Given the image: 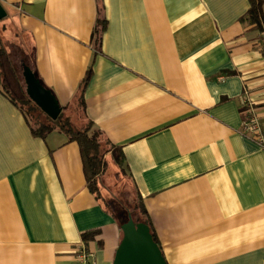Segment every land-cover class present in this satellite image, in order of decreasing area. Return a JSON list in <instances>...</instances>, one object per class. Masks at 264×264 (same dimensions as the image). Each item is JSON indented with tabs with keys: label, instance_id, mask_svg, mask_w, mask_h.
Returning a JSON list of instances; mask_svg holds the SVG:
<instances>
[{
	"label": "crops",
	"instance_id": "obj_1",
	"mask_svg": "<svg viewBox=\"0 0 264 264\" xmlns=\"http://www.w3.org/2000/svg\"><path fill=\"white\" fill-rule=\"evenodd\" d=\"M0 1L22 73L62 108L74 112L90 73L84 118L122 151L123 171L107 163L141 195L168 264H264V149L243 134V99L264 133L250 0ZM122 238L79 145L34 136L0 92V264H80L82 247L113 264Z\"/></svg>",
	"mask_w": 264,
	"mask_h": 264
},
{
	"label": "trees",
	"instance_id": "obj_2",
	"mask_svg": "<svg viewBox=\"0 0 264 264\" xmlns=\"http://www.w3.org/2000/svg\"><path fill=\"white\" fill-rule=\"evenodd\" d=\"M250 2L251 8L248 16L252 23L256 24V27L262 29L264 26V0H250ZM106 22V20H99L98 22L95 29L97 43H100L102 39ZM14 53H16V51L14 48H10L9 42L3 38L0 29V92L23 113L34 136L46 138L51 133L58 131L65 134L69 142H76L81 150L85 175L90 191L96 195L104 208L117 219L120 227L128 222L129 217H132L136 223L144 222L151 228L154 240L159 245L153 232L144 201L138 191L134 189L136 198L131 208L118 198L109 201H107L105 197L103 198L102 189L105 188L104 186L106 185L104 182L108 168L106 156L108 153H111V158L122 170L124 161L122 151L107 142L102 132L96 129L92 122L86 120V125L81 127L74 123L71 116L64 114L66 108H63L57 120H52L47 116L28 97L22 76V67L18 66L16 63ZM89 74L85 78L78 96V104L83 109V95L87 86ZM118 174L119 173L116 175L118 176Z\"/></svg>",
	"mask_w": 264,
	"mask_h": 264
},
{
	"label": "water",
	"instance_id": "obj_3",
	"mask_svg": "<svg viewBox=\"0 0 264 264\" xmlns=\"http://www.w3.org/2000/svg\"><path fill=\"white\" fill-rule=\"evenodd\" d=\"M6 17L7 12L0 1V21ZM22 76L28 97L52 120H57L63 108L52 91L44 87L33 70L26 65L23 66ZM121 230L123 238L113 264H168L149 225L144 222L136 223L129 217Z\"/></svg>",
	"mask_w": 264,
	"mask_h": 264
},
{
	"label": "rangeland",
	"instance_id": "obj_4",
	"mask_svg": "<svg viewBox=\"0 0 264 264\" xmlns=\"http://www.w3.org/2000/svg\"><path fill=\"white\" fill-rule=\"evenodd\" d=\"M18 66H20L19 61L15 60ZM65 115H71V118L74 123L78 124L80 127L85 126L87 121L84 118L83 108L77 104L74 112L65 110ZM109 163L107 168L106 180H105V188L102 189L103 198L105 197L107 201L118 198L123 203L127 204L129 208L133 207L135 201V190L132 183L129 181L127 177L122 175L121 173L116 175V165Z\"/></svg>",
	"mask_w": 264,
	"mask_h": 264
},
{
	"label": "built area",
	"instance_id": "obj_5",
	"mask_svg": "<svg viewBox=\"0 0 264 264\" xmlns=\"http://www.w3.org/2000/svg\"><path fill=\"white\" fill-rule=\"evenodd\" d=\"M261 37L262 47L264 50V27L261 29ZM242 103L243 106L246 108L247 113V119L243 124V134L253 138L264 149V133L259 121V117L253 109V105L248 100L243 99ZM91 256V253L88 252L85 248H80L78 256L80 264H90L89 259Z\"/></svg>",
	"mask_w": 264,
	"mask_h": 264
}]
</instances>
